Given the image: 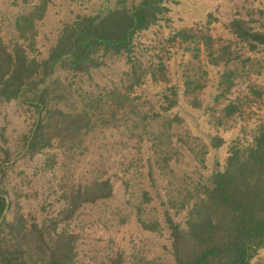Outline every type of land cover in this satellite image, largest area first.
<instances>
[{
    "label": "rangeland",
    "instance_id": "1",
    "mask_svg": "<svg viewBox=\"0 0 264 264\" xmlns=\"http://www.w3.org/2000/svg\"><path fill=\"white\" fill-rule=\"evenodd\" d=\"M139 1L0 0V38L43 58L77 16ZM166 5L169 11L135 36L130 53L108 56L89 73L54 75L55 105L91 119L79 134L70 130L78 118L60 117L50 126L51 145L32 153L28 139L46 107L0 100L7 221L22 215L42 223L91 181L113 186L111 197L86 202L59 223L76 236L78 264H174L168 217L184 228L231 148L251 145L264 124V43L250 50L230 27L244 19L264 33V0ZM229 105L236 108L227 115ZM260 263L264 247L251 260Z\"/></svg>",
    "mask_w": 264,
    "mask_h": 264
},
{
    "label": "trees",
    "instance_id": "2",
    "mask_svg": "<svg viewBox=\"0 0 264 264\" xmlns=\"http://www.w3.org/2000/svg\"><path fill=\"white\" fill-rule=\"evenodd\" d=\"M167 2L140 0L101 15H79L64 25L43 58L28 55L18 43L9 49L0 38V100L23 98L36 107H46L45 124L39 122L28 139L30 152L51 145L50 126L61 122L60 117L78 118L70 129L75 134L90 124L86 112L75 116L55 105L54 75L59 71L89 73L108 56L130 53L135 36L169 11ZM230 27L250 50L264 43V33L248 27L244 19H234ZM174 104L173 99L168 107ZM235 108L227 106L226 114ZM202 191L188 211L184 228L167 219L174 264H251L257 250L264 247V124L251 145L231 148L224 169L214 172L211 184ZM112 193L108 179L91 181L72 192L56 217L29 223L22 215L6 220L10 202L0 188V264H78L76 236L59 229V223L71 219L82 204L109 198Z\"/></svg>",
    "mask_w": 264,
    "mask_h": 264
}]
</instances>
